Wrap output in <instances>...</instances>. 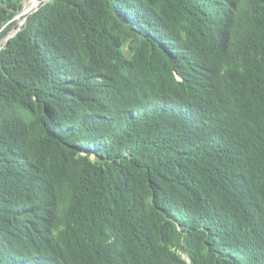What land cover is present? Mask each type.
Listing matches in <instances>:
<instances>
[{
	"label": "trees",
	"instance_id": "trees-1",
	"mask_svg": "<svg viewBox=\"0 0 264 264\" xmlns=\"http://www.w3.org/2000/svg\"><path fill=\"white\" fill-rule=\"evenodd\" d=\"M25 1L0 0V41ZM20 18L0 49V264H264V0Z\"/></svg>",
	"mask_w": 264,
	"mask_h": 264
},
{
	"label": "rangeland",
	"instance_id": "rangeland-1",
	"mask_svg": "<svg viewBox=\"0 0 264 264\" xmlns=\"http://www.w3.org/2000/svg\"><path fill=\"white\" fill-rule=\"evenodd\" d=\"M27 1L29 2V0H26L25 3H24V6H25V4H26ZM37 1H38L37 6L34 7V8H32V9L29 10V11L36 10L40 4H42V3H43V4H44V3H48V2H50L51 0H49V1H46V0H37ZM24 11H25V10H22V13L16 17L17 25H16V27H14V28L11 30L10 35H13V36H14V35L17 33V32H16L17 28L20 27V26L23 24V22L25 21V19L20 18L21 15H24V14H25L26 11H25V12H24ZM3 44H4V38L0 41V47H1Z\"/></svg>",
	"mask_w": 264,
	"mask_h": 264
},
{
	"label": "water",
	"instance_id": "water-1",
	"mask_svg": "<svg viewBox=\"0 0 264 264\" xmlns=\"http://www.w3.org/2000/svg\"><path fill=\"white\" fill-rule=\"evenodd\" d=\"M23 10H24V8H23ZM24 12H25V11H24ZM30 12H31V11H26L25 14L30 13ZM19 30H20V27L17 28L16 32H18ZM11 37H13V35H10V36L7 35V36L4 38V44L0 47V49H1V48H4V46H5L6 42H7V40H8L9 38H11Z\"/></svg>",
	"mask_w": 264,
	"mask_h": 264
},
{
	"label": "bare ground",
	"instance_id": "bare-ground-1",
	"mask_svg": "<svg viewBox=\"0 0 264 264\" xmlns=\"http://www.w3.org/2000/svg\"><path fill=\"white\" fill-rule=\"evenodd\" d=\"M49 1V0H48ZM8 36H10V35H8Z\"/></svg>",
	"mask_w": 264,
	"mask_h": 264
}]
</instances>
